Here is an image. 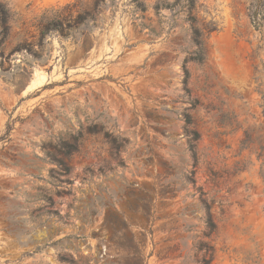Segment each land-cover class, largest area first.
<instances>
[{"label":"rangeland","instance_id":"obj_1","mask_svg":"<svg viewBox=\"0 0 264 264\" xmlns=\"http://www.w3.org/2000/svg\"><path fill=\"white\" fill-rule=\"evenodd\" d=\"M0 7V264H264V0Z\"/></svg>","mask_w":264,"mask_h":264},{"label":"trees","instance_id":"obj_2","mask_svg":"<svg viewBox=\"0 0 264 264\" xmlns=\"http://www.w3.org/2000/svg\"><path fill=\"white\" fill-rule=\"evenodd\" d=\"M2 8L0 7V28H1V34L5 35L6 34V23H7V15L5 12H2ZM251 18V23L254 25V28L257 30L260 27L259 22H257V13L254 12L250 15ZM50 31H58L62 33L63 31L61 30V27H55L53 25H46L42 32L41 35H45L49 33ZM193 43L196 46V50L194 51L193 55L191 56L190 60L195 62V63H201L204 58V49H203V41L201 40V34L198 30L194 31V37H193ZM188 78V73L185 70V80ZM184 123H185V130L184 134L186 137H189V146H188V151L190 153V157L192 160V170L186 175L185 181L187 184L191 185L192 188L199 194L198 200L203 209L206 212V217H205V231L206 233L204 234L205 239H209L212 234L215 233L216 226L215 223L212 221V219L209 217V205L207 201H204L202 197L204 194L202 193L200 188H196V181H195V169L196 166L198 165V157L197 154L195 153V142L198 140V135L196 132L190 130V119L188 116H185L184 118ZM11 131V128L8 126L6 133H5V139L8 138L9 133ZM195 250L198 254H201L202 257L198 264H210L213 256H214V248L210 245L208 242H202L198 241L195 245Z\"/></svg>","mask_w":264,"mask_h":264},{"label":"bare ground","instance_id":"obj_3","mask_svg":"<svg viewBox=\"0 0 264 264\" xmlns=\"http://www.w3.org/2000/svg\"><path fill=\"white\" fill-rule=\"evenodd\" d=\"M38 81H39V79L36 82H38Z\"/></svg>","mask_w":264,"mask_h":264}]
</instances>
